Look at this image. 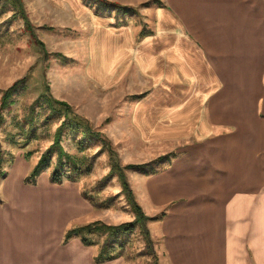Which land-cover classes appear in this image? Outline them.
<instances>
[{
    "label": "rangeland",
    "instance_id": "1",
    "mask_svg": "<svg viewBox=\"0 0 264 264\" xmlns=\"http://www.w3.org/2000/svg\"><path fill=\"white\" fill-rule=\"evenodd\" d=\"M107 1L132 10L125 14L115 6L99 10L93 0H22V6L0 0V91L25 77L9 98L8 107L0 110V149L8 160L2 167L6 169L18 152L38 158L52 143L56 127L64 118L72 119L71 112L76 113L101 133L120 165L152 161L154 169V173L125 169L137 203L150 217L146 225L151 243L139 228L116 239L94 233L90 239L97 251L106 245L107 254L121 255L128 264H190L191 259L200 257L198 247L202 245L201 251H209L212 257L207 256L214 263V208L205 202L208 192L201 178L191 177L194 182L181 186L179 181L171 183L166 172L179 177L187 168H180L181 157L205 143L214 150L217 141L228 140L236 151H249L250 143L256 141L254 151L264 154V138L258 137L261 122L253 113L251 126L243 129L233 124V112H214V87H203L200 80L186 77L175 57V25L158 22L152 11L155 3ZM20 7L43 49L24 31ZM155 27L159 34L153 41L162 39L166 46L154 48L152 53L138 35L140 31L154 32ZM105 35L111 37L102 39ZM111 41L117 48L121 46L123 54L100 56L99 45ZM137 49L146 64L137 61ZM47 94L67 103L71 112L51 111L45 101ZM255 103L261 104L263 118L264 95ZM204 119L208 129L200 124ZM245 136L250 143L243 142ZM104 140L68 128L61 136L65 152L80 170L91 164L88 172L75 177L81 191L95 200L114 197L107 207L92 204L91 221H131L134 214L120 192L117 177L111 176L102 186L97 184L110 168ZM55 163L53 155L45 170L51 174ZM69 164L65 166L67 175ZM190 164L198 170L197 161ZM178 217L186 222L174 230ZM166 220L169 223L162 229L161 222Z\"/></svg>",
    "mask_w": 264,
    "mask_h": 264
},
{
    "label": "crops",
    "instance_id": "2",
    "mask_svg": "<svg viewBox=\"0 0 264 264\" xmlns=\"http://www.w3.org/2000/svg\"><path fill=\"white\" fill-rule=\"evenodd\" d=\"M11 2L22 6V0ZM150 2L155 3L152 11L159 23L163 20L175 25V57L186 77L200 80L203 87H214V112H233V124L243 129L251 126L254 113L261 122L258 137L264 138L261 104L255 103L264 95V0L142 3L146 6ZM22 8V16L29 23ZM156 27L154 32L140 31L138 35L150 52L166 46L162 39L153 41L159 34ZM99 51L106 57L124 52L112 41L101 43ZM138 51L134 54L137 61L146 64ZM210 113L213 115L212 109ZM200 124L209 127L205 119ZM243 142H248L247 136ZM255 142H248L249 151H236L228 140L217 141L214 150L205 143L181 157L180 168H187L179 177L166 172L171 183L179 181L181 186L199 176L208 192L205 202L214 208V263L208 257L212 254L201 251L200 245V257L191 259L190 264H264V154L254 151ZM218 144L223 147L219 149ZM38 158L18 152L0 176V264H128L121 255L98 262L95 257L99 250L93 244H85L77 236L65 239L69 228L92 222L94 208L76 179L52 182L49 170L29 178ZM195 161L197 171L190 164ZM178 219L174 230L186 222ZM161 223L163 229L169 222Z\"/></svg>",
    "mask_w": 264,
    "mask_h": 264
},
{
    "label": "trees",
    "instance_id": "3",
    "mask_svg": "<svg viewBox=\"0 0 264 264\" xmlns=\"http://www.w3.org/2000/svg\"><path fill=\"white\" fill-rule=\"evenodd\" d=\"M94 3H96L98 6L97 8L101 7L103 9L109 8V6H115L119 7L122 12L129 13L132 9L130 7H124L122 5H118L116 3L109 2L107 0H93ZM98 10V9H97ZM24 29L29 33L31 38L43 49V43L36 38L32 26L30 23L26 22L24 24ZM146 34V33H143ZM25 81V77H22L16 81H14L9 87L6 89L0 91V110L8 107L10 100L9 98L11 95L18 89V87ZM45 101L48 104L49 108L53 112H59L60 109L64 110V114L67 115L68 112H71V109L67 103L64 101H60L57 99L52 98L49 94L46 95ZM36 103V101H35ZM34 103V104H35ZM72 119L66 120L64 118L62 122L56 127L54 131V137L52 143L39 155V158L34 165L32 169V173L29 176V178H34L36 175H38L41 171L45 170L51 161V158L53 155H56V163L51 171L50 174V180L52 182H61L63 179H69L74 180L76 176L88 172L90 170V162H88L84 168L81 170L80 167L76 164L74 160H70V156L65 152L62 144H61V136L63 135L64 128L71 129L73 131H79L83 135H87V133H91L94 136H97L104 140L102 138V135L98 131H94L90 128L89 122L81 117L80 115L71 112ZM105 141V146L108 149L109 152V160H110V168L108 173L106 174L103 179L98 181V185H103L104 182L110 178L111 176H116L117 180L120 183L121 186V193L124 196V199L129 206L130 210L134 214V219L131 221H125L121 222L119 224H107L100 220L92 221L90 223H87L85 225L76 226L69 228L65 233V239L71 237V236H77L81 239V241L85 244H92V241L90 239V236L94 233H100L105 234L109 238L112 237L116 239L117 237L121 235H128L132 233L136 228L140 229V232L144 235V239L146 242L151 243V236L149 233V229L146 225V222L150 219L145 213L143 212L141 206L137 203L133 191L129 185V182L127 180L125 169H132L136 171H140L142 173H154V169H152V161L149 162H143V163H128L126 165H120L116 158V154L114 150L111 148L110 144ZM163 158V156H162ZM5 162H8L7 159H4L2 157V151L0 149V176L3 174V164ZM67 163H70L68 165L69 167V175H67V170L65 169V166ZM75 174V175H74ZM100 186V187H101ZM83 194L85 197H88L91 203L96 207H102V206H109L112 204V197H108L105 200H95L93 197H89L87 195L86 191H83ZM109 243V242H108ZM106 245H104L98 252V254L95 257V260L100 262L104 260H109L115 257V255L107 254L105 251Z\"/></svg>",
    "mask_w": 264,
    "mask_h": 264
}]
</instances>
